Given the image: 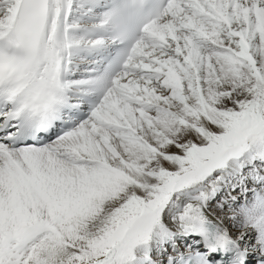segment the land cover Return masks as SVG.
Segmentation results:
<instances>
[{"label": "snow or ice", "instance_id": "snow-or-ice-1", "mask_svg": "<svg viewBox=\"0 0 264 264\" xmlns=\"http://www.w3.org/2000/svg\"><path fill=\"white\" fill-rule=\"evenodd\" d=\"M0 264H264V0H0Z\"/></svg>", "mask_w": 264, "mask_h": 264}]
</instances>
